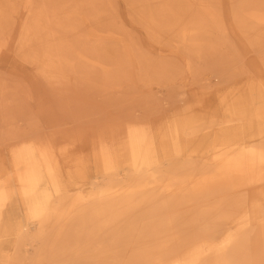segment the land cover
Returning <instances> with one entry per match:
<instances>
[{
    "label": "bare ground",
    "instance_id": "6f19581e",
    "mask_svg": "<svg viewBox=\"0 0 264 264\" xmlns=\"http://www.w3.org/2000/svg\"><path fill=\"white\" fill-rule=\"evenodd\" d=\"M130 4L148 19L153 42L164 45L170 33L185 47L189 69L192 56L227 49L215 41L226 19L249 45L264 37V0H237L230 12L214 10L220 0ZM22 11L18 53L52 89L113 91L174 68L133 42L117 0H0V55ZM96 69L99 80H71L84 70L92 79ZM226 92L222 112L177 115L159 127L111 122L76 162L75 141L16 143L10 167H0V243L12 233L16 200L27 221L13 228L14 253L0 249V264H17L35 245L37 262L52 252L57 264H264V81ZM255 188L263 190L249 197Z\"/></svg>",
    "mask_w": 264,
    "mask_h": 264
},
{
    "label": "rangeland",
    "instance_id": "374dc122",
    "mask_svg": "<svg viewBox=\"0 0 264 264\" xmlns=\"http://www.w3.org/2000/svg\"><path fill=\"white\" fill-rule=\"evenodd\" d=\"M127 1L117 0L120 23L154 62L174 66L171 74L113 91L86 90L81 85L73 87L71 93L61 88L52 89L37 67L18 53V36L25 18L23 11L18 13L11 26L12 35L8 33L5 37L9 48L0 55V86L5 88L0 94V167L9 168L14 145L29 139L50 141L59 146L75 141L69 154L71 160L88 159L92 137L111 122L132 119L159 127L177 115L222 112V93L244 87L248 82L264 81V37L260 45H249L245 37L235 32L230 19H226L224 25L228 30L220 36L215 34V41L220 46L226 42L227 49L224 53L219 50L209 53L204 60L192 56L189 69L185 47L173 41L170 33L164 37V45L153 42L146 30L148 19L140 21L133 12L131 0ZM220 1L221 4L214 5V10L230 12L231 4L237 0ZM20 5L17 1V6ZM258 29L264 31V25H258ZM217 73H220L218 77ZM94 74L91 79L84 70L71 80H99L95 76L103 73L96 69ZM219 78L226 80L225 84ZM200 102L203 104L199 105ZM63 175L65 177V172ZM262 190L251 189L247 194L254 196ZM7 215L12 233L0 243V249L5 254H13L16 240L13 228L27 221L20 200H16ZM38 247L30 246L20 252L17 264H57L52 252H47L48 259L37 262ZM26 257L30 261H26Z\"/></svg>",
    "mask_w": 264,
    "mask_h": 264
}]
</instances>
